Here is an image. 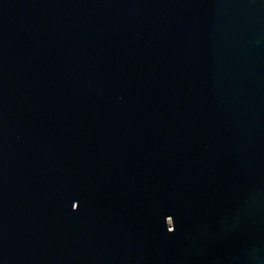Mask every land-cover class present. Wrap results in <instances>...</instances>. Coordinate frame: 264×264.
<instances>
[{"label":"water","instance_id":"1","mask_svg":"<svg viewBox=\"0 0 264 264\" xmlns=\"http://www.w3.org/2000/svg\"><path fill=\"white\" fill-rule=\"evenodd\" d=\"M0 264H264V0H0Z\"/></svg>","mask_w":264,"mask_h":264}]
</instances>
